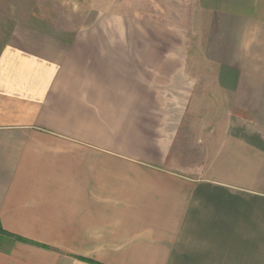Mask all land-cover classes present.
<instances>
[{
    "label": "crops",
    "instance_id": "crops-1",
    "mask_svg": "<svg viewBox=\"0 0 264 264\" xmlns=\"http://www.w3.org/2000/svg\"><path fill=\"white\" fill-rule=\"evenodd\" d=\"M231 1L4 23L0 264H264V8Z\"/></svg>",
    "mask_w": 264,
    "mask_h": 264
},
{
    "label": "rangeland",
    "instance_id": "rangeland-1",
    "mask_svg": "<svg viewBox=\"0 0 264 264\" xmlns=\"http://www.w3.org/2000/svg\"><path fill=\"white\" fill-rule=\"evenodd\" d=\"M203 1L206 6L222 4L221 0ZM237 1L242 0L231 1L227 4L237 6L239 5ZM241 3L250 8L251 12H255L256 18L259 16L258 10L264 8V0H244ZM15 6L20 8L17 9ZM192 7H194V0H0V21H2L0 23H3L0 24V35L5 27L4 23L9 22L12 25L15 22H37L42 25L45 32L68 37L76 28L95 20L103 11L117 12L124 18L133 16V18L157 19L162 22L179 20L178 14H169V12L170 10L178 13L180 11L183 18L181 22L188 25L190 11H193ZM2 10L12 12L2 13ZM206 21V17L203 16L201 24L197 25L196 29L190 30L186 46L188 70L193 75L199 76H201L199 72L203 71L204 86L207 81L204 78L205 73L211 69L210 64L203 57L201 46ZM205 92L206 90H203L199 98L210 102V94Z\"/></svg>",
    "mask_w": 264,
    "mask_h": 264
}]
</instances>
